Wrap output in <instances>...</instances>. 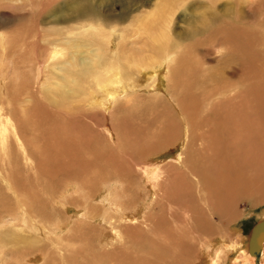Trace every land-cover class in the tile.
Returning <instances> with one entry per match:
<instances>
[{
	"label": "rangeland",
	"instance_id": "obj_1",
	"mask_svg": "<svg viewBox=\"0 0 264 264\" xmlns=\"http://www.w3.org/2000/svg\"><path fill=\"white\" fill-rule=\"evenodd\" d=\"M83 23L105 47L111 28L120 32L102 72L110 85L89 78L83 89L94 99L73 88L62 109L47 94L58 98L70 71L64 42L81 40ZM163 43L178 48L153 63ZM0 106V233L17 237L0 242V264H130L135 252L154 264L157 251L171 254L175 233L185 246L176 264H201L218 236L238 249L220 252L218 264L227 255L238 264L264 218V0H0ZM172 127L178 141L158 152L153 142ZM198 133V148H217L202 158L191 149L203 177L181 167L188 134ZM193 179L192 190L179 184ZM208 193L221 219L199 201V222L172 221L179 205ZM6 214L20 225L3 223Z\"/></svg>",
	"mask_w": 264,
	"mask_h": 264
},
{
	"label": "bare ground",
	"instance_id": "obj_2",
	"mask_svg": "<svg viewBox=\"0 0 264 264\" xmlns=\"http://www.w3.org/2000/svg\"><path fill=\"white\" fill-rule=\"evenodd\" d=\"M149 24V23H148ZM87 26L85 29H83V27L84 26ZM89 26H93V24H88ZM88 25L87 24H80L79 26H76V28H81L82 27V29L83 30H80L79 32H78V35L80 34L81 35V40H78L77 42L76 41H72V40H66L65 42H64V44L65 45H67L70 49H71V58H70V60H68V61H66L65 63L63 62V64H65V67H67L70 71H68L69 73H67L68 74V76L67 77H65V76H62L61 78H62V81H61V83L58 85L59 86V88H58V90L56 91V93L58 94H56V96L58 97V98H55V97H51L52 95L51 94H47V97L50 99V101L53 103H57V106L60 108H62V109H65L64 108V106L67 108V105H64L65 103H66V101L68 100V96L70 97V95L69 94H72V93H74V90H73V88L75 89L76 88V91L75 92H78V90H79V92H80V90L81 91H83V92H85V93H87L88 95V98H91L92 100L94 99V96L92 95V92H95L94 90H91V92H88L86 89H83L85 86H86V84H88L89 83V81H88V79L89 78H91V79H94V81H95V84L96 85H100L102 82H106L105 83V86L106 85H110V84H108L109 82L107 81V79H106V81H105V79L103 78V76H104V74L102 73L103 72V69L106 67V65H107V67H108V63L109 62H112V60H113V58H110V53H111V49L113 48H111V46H112V42H113V40H110V39H113V38H115V33H120L119 32V30H117L116 28L115 29H113L112 30V28H111V31L107 34V32H105V34H107V35H105V39H106V46L107 47H105V42H102L100 45H99V43H98V40H97V35H95V34H93L92 32H90L89 30H88ZM142 25V24H141ZM143 25H147L146 23H143ZM75 31V30H74ZM107 31V30H106ZM70 33V32H69ZM73 33V32H72ZM118 35H120V34H118ZM117 35V36H118ZM113 36V37H112ZM150 36V35H149ZM148 36V37H149ZM99 37V36H98ZM101 37H102V35H101ZM112 37V38H111ZM123 36L121 35V41L119 42V44H120V46H119V44L117 43V45L121 48H123V51H128L127 50V48H125L127 45H125L126 44V42H128V41H125V37H123ZM102 39H103V37H102ZM58 41V40H57ZM104 41V40H103ZM62 42V41H61ZM125 42V43H124ZM52 43V42H51ZM57 42H55V44H56ZM155 43V42H154ZM92 44H94V45H96L97 47H95L94 49H91L90 48V46L92 45ZM159 44V43H158ZM166 44V43H165ZM48 45V44H47ZM157 45V44H156ZM162 46L161 47H155V48H153V52H155L154 53V58L156 57V59H153V63L156 61H158V60H160L159 58H161L162 57V55L165 57L166 55L164 54L165 52V50H164V48L166 49V52L168 53L167 54V56H170L171 55V53H173V52H176L175 50L178 48L177 46H176V48H175V45H172V46H170V45H164V43L163 44H161ZM58 46V44L57 45H54V47H53V50H52V52H51V54H52V57L60 50V51H62L61 50V48H59V47H57ZM82 49H86V54H84L85 56H81L82 55V53H84V52H82ZM119 51V50H118ZM132 52V51H131ZM134 52V51H133ZM136 52V51H135ZM164 52V53H163ZM68 54V53H67ZM175 55V54H174ZM51 57V56H50ZM125 57V56H124ZM123 57V58H124ZM158 57V58H157ZM172 57V56H171ZM155 60V61H154ZM158 65V64H157ZM62 68V67H61ZM107 70H108V68H107ZM162 70H163V68H162ZM156 71V74H157V70H154V72ZM161 72V71H160ZM159 73V72H158ZM162 73V72H161ZM160 73V74H161ZM145 75V74H144ZM158 75V74H157ZM159 78V77H158ZM118 80V79H117ZM169 80V79H168ZM116 82V81H115ZM68 83H70V84H68ZM56 85V86H57ZM72 85V86H71ZM95 85V86H96ZM57 86V87H58ZM126 87V86H125ZM61 88H63V89H61ZM99 90V89H98ZM126 90V89H125ZM73 91V92H72ZM100 91V90H99ZM106 91V90H105ZM111 91H113V90H111ZM107 92H109V89L107 90ZM106 92V94H103L104 96H103V98H102V100L104 99V97H107V99H108V97H110L112 94V92L111 93H107ZM77 94V93H76ZM84 94V93H83ZM114 94V93H113ZM87 96H85V99L87 100ZM98 98V97H97ZM101 100V101H102ZM105 100V99H104ZM2 101V100H1ZM49 101V102H50ZM109 101V100H108ZM93 102V101H92ZM101 103H105L104 101L103 102H101ZM61 105H64V106H61ZM182 105V104H181ZM101 106V105H100ZM1 107V106H0ZM4 107V106H3ZM2 107V108H3ZM5 109V108H4ZM7 110V109H6ZM246 110V109H245ZM250 111H251V109H250ZM251 113V112H250ZM250 113H248L249 115H251ZM258 113V112H257ZM255 114V113H254ZM0 115H2V114H0ZM6 115V114H5ZM1 118V117H0ZM6 118V117H5ZM251 120V119H250ZM8 121V120H7ZM2 122H3V120H2ZM5 122V121H4ZM243 122V121H242ZM1 125H3V124H1ZM169 127V126H168ZM198 127V126H197ZM203 127V126H202ZM170 128V127H169ZM188 128V127H187ZM257 128V127H256ZM0 129H1V127H0ZM12 129H14V128H12ZM172 130L171 131H169L168 133L170 134L171 133V136L169 135V136H165V137H159L160 139H156L155 140V142H153V144H154V146H159V148H157V151L159 152V150H161L160 148H163V147H168V146H170V145H173V144H175L177 141H178V138H174V135H176V131H178V129H174V127H172L171 128ZM257 129H259V128H257ZM204 131H205V129H203ZM202 130V131H203ZM256 130V129H255ZM18 131V130H17ZM188 131V130H187ZM228 131V130H227ZM229 132V131H228ZM234 132V131H233ZM167 133V132H166ZM173 133V134H172ZM3 133H1V135H2ZM189 136H193V138H191L190 139V141H189V144H188V146L189 147H187V149H186V151H185V153L182 155V165H181V167H184V169L186 168V169H188V172L189 171H192L193 172V174H194V171L195 172H198L197 170H199V169H197V167H196V163L195 162H197L194 158L192 159V158H190L189 157V155H190V153L192 152L194 155L196 154L197 156H200L201 158H202V156L201 155H203V154H205V156H206V154H207V151H209V149H212V150H217V148H215V145H214V148H213V146H208L209 148H206V145L204 144V146H203V148L204 149H200V148H198L197 147V142H198V140H200L201 138H203L204 137V133H198V134H188ZM243 135V134H242ZM4 136V135H3ZM247 136H248V134H247ZM2 137V136H1ZM5 137V136H4ZM178 137V136H177ZM244 137V136H243ZM260 137H261V135H260ZM240 138V137H239ZM242 139H244V141H245V138H242ZM18 140V139H17ZM162 140V141H161ZM211 140H212V138H211ZM159 141H161V143L159 142ZM162 142H163V144L164 145H162ZM221 143V142H220ZM209 144V143H208ZM219 144V143H218ZM252 145V144H251ZM250 145V146H251ZM196 146V149L195 150H193V148ZM222 146H223V149H224V145L222 144ZM222 146L220 145V147L222 148ZM253 146V145H252ZM191 147V148H190ZM254 147V146H253ZM152 148V147H151ZM155 148V147H154ZM257 148V147H256ZM191 149H192V151H191ZM199 149H200V151H199ZM222 149V150H223ZM150 150V149H149ZM210 153V152H209ZM216 153V152H215ZM206 161H207V157H206V159H205ZM257 160V159H256ZM201 161V160H200ZM232 163V162H231ZM167 165H168V168H169V170L170 171H172V170H174L175 168H178V167H176L174 164H168L167 163ZM225 165V164H224ZM257 166V165H256ZM224 169H225V167H224ZM227 169H229V168H227ZM226 170V169H225ZM224 170V171H225ZM231 170V169H230ZM202 171V170H201ZM223 171V172H224ZM231 172V171H230ZM190 174H191V172H189ZM203 173L201 172V175H200V172H198V175L199 176H201V177H203V175H202ZM186 175V174H185ZM259 175H260V173H259ZM258 175V176H259ZM215 176H216V174H215ZM218 176V175H217ZM216 176V177H217ZM216 177L214 178L215 180H214V182L216 181ZM218 178V177H217ZM223 178H225V177H223ZM202 179V178H201ZM220 179H222L221 177H220ZM192 180V179H191ZM224 180H226V179H224ZM229 180V179H228ZM241 180H243V179H241ZM246 180V179H245ZM249 180V179H248ZM221 181H223V179L221 180ZM177 182V181H176ZM189 182V181H188ZM192 182V185L190 186V183ZM216 182H218V179H217V181ZM225 182H227V184L229 183L228 181H225ZM236 183H238V180H236L235 181ZM247 182V181H246ZM245 182V183H246ZM178 183V182H177ZM195 183L196 184H198L194 179H193V181H190L189 183H186L185 182V184H184V182H182V183H179V184H181V186H187V185H189V189L190 190H192V188H193V185H194V187H196V185H195ZM250 183V182H249ZM121 184V183H120ZM215 184V183H214ZM219 184V183H218ZM221 184V183H220ZM226 184V185H227ZM216 185V184H215ZM245 185V184H244ZM219 186V185H218ZM204 187L205 186H201V189H203L204 190ZM225 187V186H224ZM257 187V186H256ZM181 188V187H180ZM198 188V187H197ZM196 188V189H197ZM260 188V187H259ZM12 190H13V192L15 193L16 192V190H15V188H14V186H13V188H12ZM172 190H173V188H172ZM224 190V189H223ZM19 193V192H18ZM115 193V192H114ZM170 194L171 193H169V196H170ZM183 194V193H182ZM186 194V193H185ZM184 194V195H185ZM231 194V193H230ZM17 195V194H16ZM212 195V194H211ZM21 196V195H20ZM187 195H185V197H186ZM208 196H210L209 195V193H208V195L207 194H202L201 196H200V199L198 200V199H195V201L194 202H192L191 200H189V202L188 203H184L183 204V206H178V208L179 209H181V211H182V213H180V215L181 216H179V215H176L175 216V218H174V220L172 219V221H174V222H176V223H178L179 224V222H181V223H190L191 222V225L193 224V223H196V222H199V221H197L196 220V222L194 221L195 219H192V215H191V211L192 210H194V208L197 206L198 207V204H199V201H204V203L206 204V206H208V208H206L205 210H209L208 212V214H209V216L210 217H214V215H217L218 216V218H222V215H221V213H219L218 214V212H212V208H210V203L208 202ZM164 197V196H163ZM184 197V198H185ZM240 198V197H239ZM107 199V198H106ZM169 199H171L170 197H169ZM218 199V198H217ZM224 199V198H223ZM168 200V199H167ZM185 200H186V198H185ZM106 201V200H105ZM171 201V200H170ZM186 201H188V200H186ZM185 201V202H186ZM107 202V201H106ZM108 202H109V200H108ZM223 202H224V200H223ZM202 203V202H201ZM109 204V203H108ZM107 204V205H108ZM201 206V205H200ZM202 206H203V204H202ZM184 207V208H183ZM198 208H200V207H198ZM222 208H224V207H222ZM197 209V208H196ZM174 210V209H173ZM222 210V209H221ZM23 211V210H22ZM169 211V210H168ZM177 211H179V210H177ZM195 211V210H194ZM193 211V212H194ZM223 211V210H222ZM14 212L15 211H12V215L14 214ZM25 212V211H24ZM77 212V211H76ZM205 212V211H204ZM207 212V211H206ZM200 213H203V212H200V211H198V214H200ZM217 213V214H216ZM79 214V213H78ZM194 214V213H193ZM11 214H6V215H4V222L3 223H5V224H7V223H13V222H16V220L18 219V218H16L15 217V215L14 216H12ZM75 216H76V214H75ZM197 216V215H196ZM198 216H200V215H198ZM127 217L128 216H123L122 218H124L125 220H128L127 219ZM170 217V216H169ZM172 217H174V216H172ZM209 217V218H210ZM23 218V217H22ZM115 218V217H114ZM195 218H197V217H195ZM134 218H131L130 220H133ZM169 219V221L171 220L170 218H168ZM204 219V218H203ZM31 220V219H30ZM129 220V221H130ZM135 220V219H134ZM167 220V219H166ZM194 222H193V221ZM200 220V219H199ZM210 220V219H209ZM262 220H264V218L263 219H260V220H258V222H260V221H262ZM2 221V220H1ZM0 221V222H1ZM18 222H16L18 225H20L19 224V220H17ZM21 221V220H20ZM33 221V220H32ZM200 221H202V220H200ZM204 221V220H203ZM206 221V220H205ZM22 222V221H21ZM109 222V221H108ZM207 222V221H206ZM2 223V224H3ZM202 223V222H201ZM17 224H14V225H17ZM22 224V223H21ZM145 224V223H144ZM168 224V223H167ZM200 224V223H199ZM177 225V224H176ZM175 225V226H176ZM194 225V224H193ZM11 226H13V225H11ZM110 226V225H109ZM148 226V225H147ZM189 226V225H188ZM187 226V227H188ZM202 226V225H201ZM191 227V226H190ZM10 228V227H9ZM167 228V227H166ZM13 229V228H12ZM146 229V228H145ZM147 229H149V230H151L152 231V233H154L153 234V236L154 235H156L157 236V232H153V226L150 224L149 226H148V228ZM165 229V228H164ZM163 229V230H164ZM172 229V228H171ZM179 229V228H178ZM15 230V229H14ZM158 230H159V228H158ZM191 230V229H190ZM1 231V230H0ZM151 231H148L147 230V232H151ZM166 231V230H165ZM171 231V230H170ZM170 231H169V233H170ZM178 231V230H177ZM196 231V230H195ZM38 233V232H37ZM178 233H181L180 232V230H179V232ZM195 233V232H194ZM160 234V233H159ZM120 236V235H119ZM149 236V235H148ZM173 236V235H172ZM174 236L175 237H177L178 235L175 233L174 234ZM185 236H187V234H185ZM5 237H8L7 239H5ZM159 237V236H158ZM162 237H163V235H162ZM166 236H164V238H165ZM174 237V238H175ZM173 238V239H174ZM218 238V240L216 241V243L214 244V245H211L209 248H207L206 250H205V252H204V254H203V258H202V261H201V264H218V261L219 260H217L218 259V256H219V253L220 252H224V250L225 251H227L228 252V254L230 253L229 251L230 250H234L236 253H238V249L237 248H231L229 245H228V242H226L227 240H224V238L223 237H221V236H218L217 237ZM17 239V237L15 236V234L14 233H12V232H9V233H5V235H4V233H0V242H2V241H5V240H7V241H10V242H13V241H15ZM160 239V238H159ZM168 240V236H167V242H168V244H171L172 243V245L171 246H173L174 245V247L172 248V252H171V254L169 255L168 253H167V251H166V249L165 248H163L162 249V253H161V255H159V253H158V251L156 252V254L155 255H157L158 256V258H154V261H156L155 263L156 264H165V262L166 261H164V257H163V255L162 254H168L170 257H168V258H170L172 261H173V264H176V260L178 261V259H180L178 256H179V250L178 249H180L179 248V246H180V244H179V242L182 240H180V241H178L177 239L176 240ZM248 239H249V234H248V236H247V238H246V241L244 240V244L239 248V254H238V256H239V258H237V262H238V264H255V259H256V257L258 258V256H253V255H250V253L248 252ZM130 240H132V239H130ZM20 241V240H19ZM165 241V240H164ZM183 241V240H182ZM185 241V240H184ZM6 242V241H5ZM150 242H153L152 240L150 241ZM4 243V242H3ZM14 244H16V243H14ZM184 244V243H183ZM185 244H186V242H185ZM162 245H163V242H162ZM183 246L184 245H182V248H183ZM11 247H13V246H11ZM185 247V246H184ZM167 248V247H166ZM182 248H181V250H182ZM170 249H171V247H170ZM177 249V250H176ZM15 250V249H14ZM168 250V249H167ZM261 253L264 251V239H263V241H262V246H261ZM169 252V251H168ZM181 252V251H180ZM232 252V251H231ZM170 253V252H169ZM225 253V252H224ZM235 253V254H236ZM234 254V255H235ZM259 254H260V252H259ZM258 254V255H259ZM143 255V254H142ZM142 255H140V253L139 252H135V254L132 256V257H128L129 258V260H132V263H130V264H152V262L150 261V263H147L146 261H144V257H142ZM149 256V255H148ZM152 256H149L148 258L150 259ZM234 258H236V257H234ZM146 259V258H145ZM233 258H231V256H229V255H227V257H226V263L225 264H228L229 263V261L230 260H232ZM205 261V262H204ZM231 262V261H230ZM235 262V263H234ZM154 263V264H155ZM231 264H236V261H235V259L232 261V263Z\"/></svg>",
	"mask_w": 264,
	"mask_h": 264
},
{
	"label": "water",
	"instance_id": "obj_3",
	"mask_svg": "<svg viewBox=\"0 0 264 264\" xmlns=\"http://www.w3.org/2000/svg\"><path fill=\"white\" fill-rule=\"evenodd\" d=\"M248 234V252L250 255L258 256L264 239V220L254 222Z\"/></svg>",
	"mask_w": 264,
	"mask_h": 264
}]
</instances>
